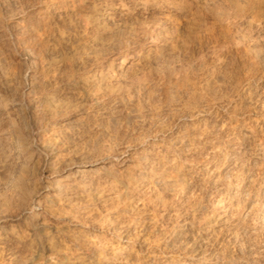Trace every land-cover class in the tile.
<instances>
[{
	"label": "bare ground",
	"instance_id": "1",
	"mask_svg": "<svg viewBox=\"0 0 264 264\" xmlns=\"http://www.w3.org/2000/svg\"><path fill=\"white\" fill-rule=\"evenodd\" d=\"M242 26L258 33L240 39ZM263 38L264 0H0V88L14 92L0 94V147L6 148L0 169L10 160L0 177V264L138 263L146 257L141 259L134 244H141L148 258L167 246L148 240L147 235L159 233L177 243L176 249L181 238L190 240L193 256L176 250L175 262L209 263L201 237L211 227L208 218L222 228L225 213L219 202L201 208L192 196L176 198L186 176L179 164L166 162L148 180L142 169L122 179L103 174L101 166L93 168L116 156L95 162L68 151L47 153L51 148L44 137L58 136L73 113L114 100L132 86L152 81L165 89L177 87L182 81L173 69L152 74L137 68L163 48L241 56ZM103 40L116 47L96 53L87 66L95 53L91 44ZM252 95L245 98L249 103ZM259 97L264 103V94ZM221 121L229 131L237 122ZM241 124L264 154V120L248 111ZM127 168L122 161L119 176ZM186 224L205 225L200 239H191L189 229L181 231ZM121 236L127 237L125 243ZM23 241L39 253L17 259L7 245Z\"/></svg>",
	"mask_w": 264,
	"mask_h": 264
},
{
	"label": "rangeland",
	"instance_id": "2",
	"mask_svg": "<svg viewBox=\"0 0 264 264\" xmlns=\"http://www.w3.org/2000/svg\"><path fill=\"white\" fill-rule=\"evenodd\" d=\"M7 27L10 32L11 25L7 24ZM257 33V29L247 26L238 29L240 39L251 38ZM91 46L95 53L91 52L89 58H85L87 66L94 62L96 53L116 47V44L103 40ZM9 65L16 67L13 62ZM137 68L152 74H166L173 69L179 73L178 81L182 82L175 88L165 89L149 81L147 87L132 86L114 100L82 114L73 113L69 120L61 123L64 128L58 136L44 137L51 148L46 149L47 153L61 155L68 151L73 158L95 162L106 155L116 156L93 168L101 166L103 174L122 179L142 169L148 180L149 175L158 173L166 162L179 164L186 176L177 187L180 190L176 198L184 200L192 196L201 208L212 201L219 202L227 220L221 228L215 224L214 217L208 218L211 227L201 237V243H204L201 251L204 250L203 255L209 259L207 264H264V154L256 150L251 138L245 136L241 124L242 116L248 111L255 118L264 120V103L259 97L264 94V38L253 42L241 56L228 51L209 53L206 50L177 54L163 48L143 60ZM258 78L261 81L258 82ZM13 93L12 88L10 91L0 88L3 96ZM249 94H253L250 103L245 99ZM16 95L20 99L18 91ZM68 102L73 103L72 100ZM228 118L237 121L230 131L221 127V120ZM68 121L73 123H65ZM5 151L6 148L1 146L0 166ZM122 161L128 168L119 176ZM5 163L3 170L0 169V177L10 160L6 159ZM149 187L151 189V185ZM130 215L126 221L132 217ZM204 226L198 229L186 224L181 231L189 229L191 239H200V229ZM88 234L92 236L94 232L90 230ZM163 235L152 234L147 238L162 244L161 247L166 244L164 249L155 250L147 258V251L135 243L133 249L139 251L141 259H146L138 263L120 260V264H180L175 262L178 252L193 256L190 240L181 238L179 242L183 244L179 243V249H176L177 243L171 245L170 237ZM120 240L125 243L127 237L121 236ZM7 247L19 260L39 253V248L26 241ZM196 264L206 263H200L198 258Z\"/></svg>",
	"mask_w": 264,
	"mask_h": 264
}]
</instances>
